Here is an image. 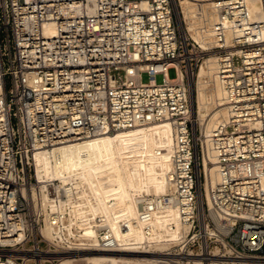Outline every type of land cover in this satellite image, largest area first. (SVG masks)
Here are the masks:
<instances>
[{
	"label": "built area",
	"instance_id": "1",
	"mask_svg": "<svg viewBox=\"0 0 264 264\" xmlns=\"http://www.w3.org/2000/svg\"><path fill=\"white\" fill-rule=\"evenodd\" d=\"M258 2L252 10L250 0H211L212 42L202 47L180 31L172 0H0V264H60L68 251L116 250L99 211L89 218L94 241L82 240L84 222L72 208L78 199L95 203L92 188L74 174L38 177L35 157L153 123L171 128L170 149L155 150L170 165L163 191L137 197L136 223L149 235L157 212L175 210L178 224L167 228L178 240L150 264L264 261ZM208 58L226 115L205 132L192 112L188 75ZM205 164L216 172L208 189Z\"/></svg>",
	"mask_w": 264,
	"mask_h": 264
},
{
	"label": "bare ground",
	"instance_id": "2",
	"mask_svg": "<svg viewBox=\"0 0 264 264\" xmlns=\"http://www.w3.org/2000/svg\"><path fill=\"white\" fill-rule=\"evenodd\" d=\"M210 4L211 0H172L173 9L178 15L177 20L180 31L185 33L182 24L184 15L189 18L195 14L200 15L199 21L201 22V27L204 26V28H192V35L201 45H208L212 42L209 30L216 16L212 12ZM258 4V0H250L249 3L252 10L257 9ZM180 12L183 13V16L180 15ZM48 31H51V29L49 28ZM196 74L197 75L192 72L188 75L190 99L193 100L191 101V103L193 102L192 112H197V115L204 116L207 105L209 106V101H214L215 99L221 101L222 89L216 78L212 58L206 59L204 63L198 67ZM208 87L209 94H206L205 90ZM210 113V117L204 126L205 132L210 131L216 122L223 119L224 115H226L225 107L219 104ZM134 141L138 144L145 145L147 150L150 151V155L158 161V164L152 163V166L159 167L161 171H163V188L157 192L163 191L165 188L164 175L170 165L169 157L167 153L160 154L159 156L155 155V150L162 148L168 151L171 147L172 132L170 126L166 123L133 126L111 134L104 133L87 138H79L78 140L64 142L62 145L58 144L51 147L52 149L45 151L41 150L37 153L35 163L37 164L36 174L38 177H44L43 166L45 165L47 168L45 173L47 177L53 174L51 178H63L64 176L74 174L85 181L89 188H92V191L96 193L98 199L95 203L89 202L86 198L85 200L78 199L73 204L72 212L78 219L84 222L82 240L94 241V230L93 227L90 226L88 218L93 215L94 211H99L105 216L119 244L116 250H100L97 248L68 251L60 258V264H72V261L76 258H78V260H84L85 264H150L160 253L149 250L150 248L137 249L134 247L142 244L143 246H154L162 249L164 246L166 248L171 246L170 239L176 240L177 242L178 238L176 232H171L167 228L170 223L178 224L175 210L157 212L153 217L155 230L149 235H145L136 223L138 211L137 197L140 196V194L136 195L132 205V203L124 199L123 196H109L105 191V187H108L105 186L106 178L113 180V177L108 175V173L105 175L102 172L107 171V168H109L111 164H115L119 152H125L128 147L133 145ZM49 162L52 163V172L48 170ZM208 169L210 173L208 174L209 182H207L206 185L207 189L216 179V172L213 171L212 167H208L205 164V170L207 171ZM107 175L108 177H106ZM147 184L151 188L160 187V182L157 178H151ZM43 233L47 236L50 235L51 228L46 225L43 228ZM163 235L168 236L169 239L167 238L166 245H158L157 243L161 242L163 239L158 240L161 238L157 237ZM151 241H155L153 245H151ZM250 261H248L247 264H264V261L261 260Z\"/></svg>",
	"mask_w": 264,
	"mask_h": 264
},
{
	"label": "rangeland",
	"instance_id": "3",
	"mask_svg": "<svg viewBox=\"0 0 264 264\" xmlns=\"http://www.w3.org/2000/svg\"><path fill=\"white\" fill-rule=\"evenodd\" d=\"M206 2H208V1H206ZM179 9L181 10L180 6H179ZM175 15H177V14L175 13ZM180 15L183 16V13L180 12ZM177 16H176V18H177ZM199 16H200L199 14H195L189 18L188 16L184 15V20H182V24L184 25V31L185 32L192 35V28L199 29L201 27V22L199 21ZM201 21L205 22L204 20H201ZM177 22H178V20H177ZM191 37L193 38V35ZM201 46H206V45H201ZM197 70H198V68L196 69V71H194L195 75H197L196 74ZM175 74L176 73H175L173 68L168 69V71H167L168 77H173ZM147 79H148L147 75L145 73H142L141 80L147 81ZM155 81L160 82L161 76L157 75L155 77ZM205 93L209 94V87L206 88ZM191 101H193V100L191 99ZM211 102H213V103H211ZM219 104L223 105L222 102L219 101L218 99H215L214 101L213 100L209 101V106L207 105V110L205 111L206 116L205 115L199 116V115H197L198 114L197 112L196 113L194 112L195 113L194 115H195L197 121L201 122L202 125L204 123L203 126H205L206 122L208 121V119L210 117V114H211L210 112ZM149 152L150 151L147 150L145 145L138 144L136 141H134L133 145L131 147H128L125 152H119L118 159H117V162L115 164H111L110 167L107 168V171H104V172L101 171L103 174L106 175V173H108V175L113 177V180L112 179L109 180L106 178V181H105V186H108V187H105V189H106L105 191L109 196L121 195V196H123L124 199L129 200L133 205L136 195H139L141 193H155L157 191H160L163 188V182H162V172L163 171H161V169L159 167L152 166V163L158 164V161L156 159H154L150 155ZM147 159H148V161H147ZM51 164H52L51 162H49V164H48V168H49L48 170H50V171L52 169ZM46 170H47V168L44 165L43 166V173H44L45 177H47L45 174ZM207 173H206V179L207 178L208 179L206 180V185H207V182H209V175ZM52 175H50L48 177H53ZM108 175L106 177H108ZM151 178H157L158 181L160 182V187L151 188L147 184V182ZM107 180H109V181H107ZM134 206H135V204H134ZM89 218H88V222H89ZM161 234H164V233H161ZM82 236H83V234H82ZM157 238H161L158 240L163 239L161 241L162 243L161 242L157 243L158 245H162V244L166 245L168 236L163 235V236L157 237ZM170 240H171L170 241L171 245L176 243V240H173V239H170ZM154 242L151 241V245H153ZM134 248H137V249H143V248L149 249L150 248L149 250H153L154 252L159 253L160 251L163 250V248L165 250L166 247L164 246L161 249L160 247L156 248L154 246H143L142 244H139V246H136ZM79 260H78V258H76L75 260L72 261L73 262L72 264H82V263L85 264L84 260H81V259H79ZM250 262H253V261H250ZM129 264H133V263H129Z\"/></svg>",
	"mask_w": 264,
	"mask_h": 264
}]
</instances>
